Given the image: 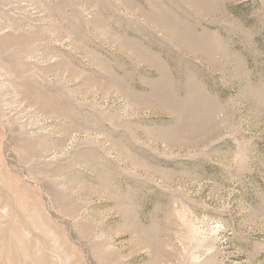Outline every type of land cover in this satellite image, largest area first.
<instances>
[{
    "label": "rangeland",
    "instance_id": "374dc122",
    "mask_svg": "<svg viewBox=\"0 0 264 264\" xmlns=\"http://www.w3.org/2000/svg\"><path fill=\"white\" fill-rule=\"evenodd\" d=\"M0 264H264V0H0Z\"/></svg>",
    "mask_w": 264,
    "mask_h": 264
}]
</instances>
